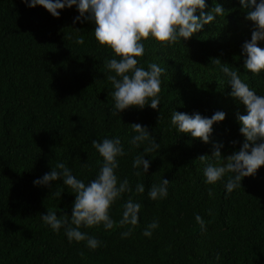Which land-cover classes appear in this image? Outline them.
I'll return each instance as SVG.
<instances>
[{
  "label": "trees",
  "instance_id": "16d2710c",
  "mask_svg": "<svg viewBox=\"0 0 264 264\" xmlns=\"http://www.w3.org/2000/svg\"><path fill=\"white\" fill-rule=\"evenodd\" d=\"M216 3L225 9L223 15L188 40L170 46L143 41L140 65L165 69L160 105L158 110L132 107L119 118L111 114L113 88L107 77L112 73L105 67L114 53L96 41L94 22L73 23L79 15L75 6L59 10L56 18L39 5L0 0V264H264V166L227 193L223 181L205 183L198 159L211 156L217 145L227 157L243 142L237 114L246 115L245 106L230 95L231 86L213 59L229 64L264 95V72L254 75L243 68L242 45L250 41L253 23L239 0ZM206 5L205 13L215 6L213 0ZM80 38L83 43H76ZM258 46L264 49V41ZM174 110L226 116L213 125L205 144L171 126ZM133 123L147 126L160 145L147 153L150 167L140 176L132 159L146 145L129 143ZM112 136L120 137L127 153L119 158L117 175L127 178L133 191L111 206L110 215L118 222L131 196L141 203L140 222L127 238H121L127 226L82 227L102 241L93 250L85 241L69 242L63 228L53 231L40 218L47 210L70 216L72 190L60 180L51 187L34 186L33 180L63 162L89 182L102 162L91 142ZM161 178L170 182L168 196L150 200L148 189ZM138 182L145 185L144 193L135 192ZM197 214L206 231L200 230ZM153 220L159 227L151 237L143 236Z\"/></svg>",
  "mask_w": 264,
  "mask_h": 264
},
{
  "label": "clouds",
  "instance_id": "9594fccd",
  "mask_svg": "<svg viewBox=\"0 0 264 264\" xmlns=\"http://www.w3.org/2000/svg\"><path fill=\"white\" fill-rule=\"evenodd\" d=\"M22 3L30 8L42 6L56 18L60 15L59 10L75 6L79 15L73 23L82 20L95 23L96 41L114 53L112 58L105 60V67L112 73L107 77L113 88L111 114L118 117L132 107L142 110L148 106L158 110L160 105L161 77L165 69L157 63H148L146 68L140 65L137 58L144 55V40L152 38L168 46L178 40H188L205 25H212L225 12L216 0H213L215 6L207 13L204 11L206 0H22ZM239 4L246 10L245 18L253 23L251 39L242 45L243 68L258 75L264 72V49L258 46V42L264 41V0H239ZM198 10L197 16L195 13ZM76 43L82 44L83 39H78ZM213 62L220 66V72L231 86L230 95L245 106L246 115L237 114L243 142L238 151L227 157H222L219 150L222 145H217L211 156L204 155L198 159L204 164L205 183L214 185L223 181L226 192L231 193L242 186L243 178L255 176L257 170L264 166V95L242 81L229 64H221L218 58ZM225 116L223 111L206 117L196 112L188 114L174 110L170 124L179 133L207 144L213 125L222 122ZM130 127L134 133L129 141L131 146L141 148L146 145L132 159V168L136 170L134 174L140 176L146 174L150 167V160L145 159L147 153L158 150L160 145L155 136L150 135L147 126L133 123ZM91 143L102 157L94 179L85 183L73 175L65 163L57 162L49 172L34 179L33 185L51 187L53 182L60 180L72 190L75 199L70 216L63 213L58 217L56 212L47 210L46 214H40V218L53 231L63 228L69 242L85 241L86 246L94 250L102 246V241L80 229L102 225L107 231L114 226H127V230L121 232V238H127L140 222L141 203L129 196L123 203L120 220L117 222L111 218V206L123 194L133 191L130 181L120 179L116 171L119 158L127 153L119 136L106 137L101 141L94 139ZM169 183L161 178L159 183L150 185L148 198L154 201L166 198ZM135 192L144 193L145 185L136 183ZM61 193L57 195L61 196ZM195 220L200 230L206 231L205 221L199 214ZM158 227V220H153L144 227L142 235L151 237Z\"/></svg>",
  "mask_w": 264,
  "mask_h": 264
}]
</instances>
